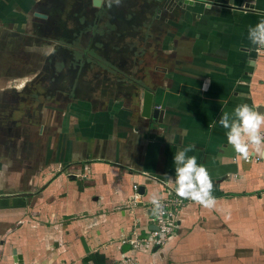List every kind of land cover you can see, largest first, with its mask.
<instances>
[{
  "label": "crops",
  "instance_id": "0c3cea01",
  "mask_svg": "<svg viewBox=\"0 0 264 264\" xmlns=\"http://www.w3.org/2000/svg\"><path fill=\"white\" fill-rule=\"evenodd\" d=\"M85 1L106 33L143 9V24L116 34L141 52L129 81L140 79L154 94L163 122L136 114L143 90L101 74L116 93L98 96L95 111L86 105L82 114L65 112L59 129L53 115L29 162L0 145V264H19L14 250L23 264H112L123 254L133 264H264V160L235 162L218 123L222 112L231 115L243 103L264 112V46L253 51L248 37L264 20V0H193L186 10L177 0H123L126 7L117 10L108 0L100 7ZM23 5L0 0V19L17 21L29 10ZM189 145L195 148L188 155L211 175L215 206L188 200L164 247L134 251L122 241L146 237L152 197L175 191L174 154ZM134 184L146 192L129 207Z\"/></svg>",
  "mask_w": 264,
  "mask_h": 264
},
{
  "label": "flooded vegetation",
  "instance_id": "af4514ba",
  "mask_svg": "<svg viewBox=\"0 0 264 264\" xmlns=\"http://www.w3.org/2000/svg\"><path fill=\"white\" fill-rule=\"evenodd\" d=\"M154 1L133 2L144 5ZM22 2L29 10L22 9L17 21L0 19V81L7 76L11 80L0 84V145L16 151L21 162H29L33 145L46 140L53 115L60 128L65 112L82 114L86 105L95 111V106L100 107L97 97L114 91V86L100 82L101 74H113L117 83L129 81L141 52L129 49L119 36L129 35L132 25L143 24L145 14L140 6L137 16L118 22L115 30L106 33L107 27H100L102 21L87 9L85 0ZM119 13L118 20L125 12ZM25 16L31 17L30 22ZM134 80L129 82L135 87L144 85L140 79Z\"/></svg>",
  "mask_w": 264,
  "mask_h": 264
},
{
  "label": "clouds",
  "instance_id": "9594fccd",
  "mask_svg": "<svg viewBox=\"0 0 264 264\" xmlns=\"http://www.w3.org/2000/svg\"><path fill=\"white\" fill-rule=\"evenodd\" d=\"M117 5L120 0H108V6ZM206 7H211L206 3ZM249 40L257 45L264 46V20L248 30ZM244 84V81H239ZM219 125L227 130L228 144L237 153L236 159L247 160L251 155L264 158V112L247 103L237 105L232 114L222 112L218 120ZM168 143L172 141L167 140ZM194 145H189L174 154L176 194L182 199H188L201 204L205 208H213L216 197L213 196L214 184L208 169L199 164L195 155L189 156ZM172 180V177H169ZM151 203L153 213L157 216L164 214V205L161 199L153 195Z\"/></svg>",
  "mask_w": 264,
  "mask_h": 264
},
{
  "label": "built area",
  "instance_id": "2783aa9c",
  "mask_svg": "<svg viewBox=\"0 0 264 264\" xmlns=\"http://www.w3.org/2000/svg\"><path fill=\"white\" fill-rule=\"evenodd\" d=\"M246 164H251L253 162L263 161L264 158H261L257 155H251L247 160L243 159ZM234 161H238L236 156ZM141 185H133V195L128 201L129 207L141 203L142 198L145 196L140 193ZM165 197L160 198L161 202L164 205V214L162 216H157L153 213V205L150 202L149 204V221L144 232L146 237L140 238L139 234L131 238H127L122 241L123 244L130 243L134 251H139L144 249L145 251H151L155 248L164 247L172 236L175 235L177 229L179 228V219L178 216L181 213V210L187 205L188 199L180 198L175 191L171 189H164ZM143 204V203H142ZM144 205V204H143ZM133 258L122 255L121 260L112 264H133Z\"/></svg>",
  "mask_w": 264,
  "mask_h": 264
},
{
  "label": "water",
  "instance_id": "95a60500",
  "mask_svg": "<svg viewBox=\"0 0 264 264\" xmlns=\"http://www.w3.org/2000/svg\"><path fill=\"white\" fill-rule=\"evenodd\" d=\"M159 2H162L164 0H156ZM179 6H181L184 10H186V6L190 3V5H192L194 3L193 0H177ZM102 2V0H101ZM100 1L97 2V0H94V6L98 7L100 6ZM257 45H253V51H257L258 50ZM138 90H143L140 93V97H139V103H140V109L138 108L137 112L139 113L141 118L150 120L152 119L154 122H158V123H162L163 122V116H164V111L159 110L157 108H155L154 106V94L151 93L148 88H146L144 85L141 86H137ZM140 88V89H139ZM139 107V105H138ZM262 107H260V109H258L259 111H261ZM145 187H141L140 189V193L142 195L145 194ZM141 206L143 204H140ZM82 245L85 249L86 254L90 253V249L85 241L84 238L81 239ZM158 249V248H157ZM13 255H14V259L16 262H18L19 264H23V260H22V256L17 255V251L14 250L13 251Z\"/></svg>",
  "mask_w": 264,
  "mask_h": 264
},
{
  "label": "rangeland",
  "instance_id": "374dc122",
  "mask_svg": "<svg viewBox=\"0 0 264 264\" xmlns=\"http://www.w3.org/2000/svg\"><path fill=\"white\" fill-rule=\"evenodd\" d=\"M25 18L28 20V22H30V19H31L30 16H25ZM33 27H34V26H33ZM30 30H31V29H30ZM32 32H33V30H32V31H28L27 33H32ZM8 80H10V79H9V77L7 76V77H5L4 82H1V81H0V84H7ZM10 81H11V80H10ZM0 89H1V86H0ZM51 117H52V116H51ZM54 120H56V119H54ZM40 142H43V141L40 140Z\"/></svg>",
  "mask_w": 264,
  "mask_h": 264
}]
</instances>
